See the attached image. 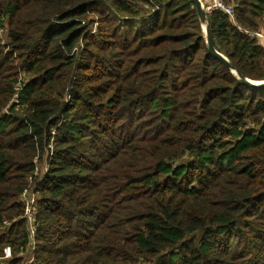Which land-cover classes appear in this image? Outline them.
<instances>
[{"label": "trees", "instance_id": "1", "mask_svg": "<svg viewBox=\"0 0 264 264\" xmlns=\"http://www.w3.org/2000/svg\"><path fill=\"white\" fill-rule=\"evenodd\" d=\"M225 1L234 68L193 0H0L7 264H264V0Z\"/></svg>", "mask_w": 264, "mask_h": 264}, {"label": "built area", "instance_id": "2", "mask_svg": "<svg viewBox=\"0 0 264 264\" xmlns=\"http://www.w3.org/2000/svg\"><path fill=\"white\" fill-rule=\"evenodd\" d=\"M204 10L207 14H211L213 12H222L229 16L235 22V9L233 6L226 3L225 0H203ZM247 34L252 37L258 39L260 42H264V32L263 31H247ZM23 200L26 203V217L30 226L31 236L34 237L36 232L35 225V213H36V202L37 197L32 189V187L27 188L23 192ZM5 224H8L6 221ZM35 249V240L31 241V249L28 255L25 257L23 264H36L35 257L33 255V251ZM13 250L11 246H6L3 249V255L0 258V264H7L13 258Z\"/></svg>", "mask_w": 264, "mask_h": 264}, {"label": "water", "instance_id": "3", "mask_svg": "<svg viewBox=\"0 0 264 264\" xmlns=\"http://www.w3.org/2000/svg\"><path fill=\"white\" fill-rule=\"evenodd\" d=\"M193 2H194L195 7L197 9L198 15H199V17H200V19L204 25L210 52L213 55H215L216 57H218L219 59H221L222 61H224L227 66L234 68L233 65L220 52H218L214 46L213 39L211 37V33H210V30H209V27L207 24V13L204 10V5H203L202 0H193ZM238 75L242 79L243 83L250 85L252 87H255V88H264V81L255 82L253 80H250V79L242 76L240 73H238Z\"/></svg>", "mask_w": 264, "mask_h": 264}, {"label": "rangeland", "instance_id": "4", "mask_svg": "<svg viewBox=\"0 0 264 264\" xmlns=\"http://www.w3.org/2000/svg\"><path fill=\"white\" fill-rule=\"evenodd\" d=\"M203 27H204V25H203ZM93 30H94V31L97 30V24H94V26H93ZM204 30H205V28H204ZM255 82H261V81H255Z\"/></svg>", "mask_w": 264, "mask_h": 264}, {"label": "crops", "instance_id": "5", "mask_svg": "<svg viewBox=\"0 0 264 264\" xmlns=\"http://www.w3.org/2000/svg\"><path fill=\"white\" fill-rule=\"evenodd\" d=\"M203 1V0H202ZM260 43H264V42H260Z\"/></svg>", "mask_w": 264, "mask_h": 264}]
</instances>
